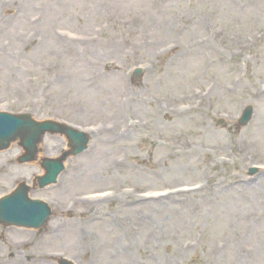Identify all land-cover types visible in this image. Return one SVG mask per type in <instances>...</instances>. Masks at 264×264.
Masks as SVG:
<instances>
[{
	"label": "rangeland",
	"instance_id": "1",
	"mask_svg": "<svg viewBox=\"0 0 264 264\" xmlns=\"http://www.w3.org/2000/svg\"><path fill=\"white\" fill-rule=\"evenodd\" d=\"M19 1L0 0L1 4L7 5L2 11L0 5V13L7 17L0 22V56L3 55L0 57V72H5L1 70L2 66L6 68L5 62H1L11 59L12 54L21 61H17L15 78L1 80L6 87L0 85V107L11 113H33L39 120L54 118L80 125L102 122L107 129L102 136L94 138L97 149L93 148L90 157L69 166L60 180L65 186L49 195L53 204L67 203L77 195L96 189H113L117 185L138 186L139 190L192 185L210 175L207 164H215V157L226 149L231 150L234 145L239 147L236 154L242 155L243 159L248 157L247 153L256 161L264 159V99L252 98L253 84L264 82V43L259 46L255 60L230 63L228 59L224 64L218 61L217 66L205 74L203 70L209 69L200 52H193L173 67L169 62H163L165 67L160 66L152 72L155 76L151 90L141 88L144 91V96L140 95L143 97L141 105L136 107L134 104L131 108L127 105V119L150 121L158 110L149 107L151 100L160 102L161 99L157 104L164 106L168 96L178 97L194 86L212 82L219 86L218 95L214 94L216 96L209 101L208 108L235 117L249 102L257 110L250 128L236 133L218 129L211 120L205 123L201 115L196 114L173 124L158 126L149 131L152 135L141 130L132 131L126 137L123 131L127 119L120 118L117 107V81L121 85V74L113 72L110 80L97 83L95 76L100 68L89 69L91 58L86 56L93 47L90 43L75 45L76 40L70 39L75 30L96 32L98 27L109 28L114 22L123 21L129 25L125 29L121 27L119 36H111L108 43L126 40V45L132 46L150 39L159 49L165 42L177 39V33L170 36V33L162 34L163 29L158 31L159 25L184 14L191 21L188 32L182 36L188 49L195 48L196 39L209 35L208 21L215 22L218 30L223 32L218 41L222 44L228 42L231 35H244L245 38L264 32V0H182L181 6L173 3L162 9L160 16L148 10L150 0H115L112 3L111 0H79V5L74 7H58L50 4L52 0H32L31 3L27 0L25 4L26 0L23 4ZM105 2L110 5L103 8ZM145 15L151 17L150 21L144 20ZM14 16L20 17L19 20L13 21ZM23 17L29 26L24 27ZM136 18L141 23L134 24ZM9 23L12 29L5 32L7 29L2 26ZM210 31L212 34L213 29ZM23 32H28L33 42H29L28 47L29 43L26 45V42L13 39L5 56L3 45L11 42L9 36L19 37ZM58 36L71 41V44L65 43L69 47L63 48L61 41L56 42ZM156 54L154 51L153 57ZM149 57L152 58V53ZM121 64L126 70L132 62ZM243 68L247 69L248 78L238 85L236 81L243 76ZM234 85L238 92L229 95L227 90ZM112 97L117 100V105ZM109 107L116 108L115 112L109 111ZM104 123H109L111 129ZM158 136L180 137L187 145L191 142L197 145L198 151L189 156L176 153L180 149L175 151L159 145L156 142ZM120 138L124 142L120 143ZM60 147L53 141L49 150L53 155ZM210 149L215 150L214 155L206 153L205 150ZM18 150L15 146L12 152L0 154V194L12 187L14 177H29L31 173L30 167L16 170L20 168L14 161ZM44 152L48 154L46 148ZM135 163L142 166L137 167ZM242 168H237V175ZM219 173L223 174L222 170ZM112 211L102 208L89 213L87 207L80 206L72 219L62 217L61 212L56 213L55 227L66 229V232L70 230L53 241L58 244L48 250L58 252L74 264H133L135 257L140 258V264H188L200 253L202 260L199 258V264H206L209 257L213 262L222 261L223 264H256L251 258L255 248L264 247V184L255 190L217 198L190 197L185 205H144L135 210ZM256 231L262 235L252 237ZM0 233L5 232L0 228ZM11 238L9 244H13V240L16 243L15 236ZM221 243L228 245L225 250L219 249ZM0 248L8 253L7 246L1 243ZM246 254L249 257L244 258Z\"/></svg>",
	"mask_w": 264,
	"mask_h": 264
},
{
	"label": "bare ground",
	"instance_id": "2",
	"mask_svg": "<svg viewBox=\"0 0 264 264\" xmlns=\"http://www.w3.org/2000/svg\"><path fill=\"white\" fill-rule=\"evenodd\" d=\"M7 68H9V67H7Z\"/></svg>",
	"mask_w": 264,
	"mask_h": 264
}]
</instances>
